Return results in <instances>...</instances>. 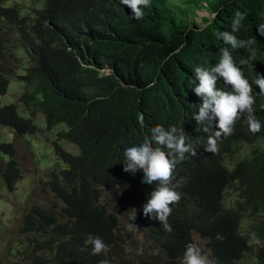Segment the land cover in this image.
<instances>
[{
  "label": "trees",
  "instance_id": "obj_1",
  "mask_svg": "<svg viewBox=\"0 0 264 264\" xmlns=\"http://www.w3.org/2000/svg\"><path fill=\"white\" fill-rule=\"evenodd\" d=\"M37 1L12 0L10 5L0 4V93L5 92L10 77L19 76L26 81V88L20 95L25 105H33L47 116L49 109L56 106L52 103L62 99L68 114L66 100L69 98L74 101V112L93 117L107 130L113 126L117 114L132 105L131 99L138 95L143 101L155 93L154 87L144 86L145 79L140 74L141 49L145 44L141 39L136 42V26H153L158 39L166 45L192 39L200 47L206 43L205 38L216 34L220 28L216 19L202 29L187 27L175 19L180 14V0H151L142 19L113 14L115 18L110 23L106 21L102 28L92 24L83 31V16H101L107 7L105 0H43L39 5ZM187 2L191 3V0ZM244 6L245 0H228L224 9L232 13ZM218 7L216 0L213 8ZM76 10H80L81 16ZM81 44L87 47L85 52L91 62L96 56L101 66L107 63L115 71L124 67L115 61H122L127 55L133 59L136 55L134 63L128 65V77H121L131 83L130 86L120 84L112 73L105 74L125 89L122 98L116 95L118 90L101 80L94 69L74 66L76 56L67 47ZM17 47H23L29 58L23 73L18 72L23 61L16 55ZM77 51L85 59L83 50L77 48ZM181 53L183 50L177 53L178 56ZM84 81L93 83L95 90L91 94L81 92ZM143 89H148V93H142ZM157 95L159 101L166 98L162 88L158 89ZM0 122L14 127L17 132L35 129L31 119L20 116L12 103L0 106ZM252 139L254 137H248L240 142L238 149L241 150L235 158L206 151L202 160L188 164L175 177L173 182L181 181L183 186L177 189L181 200L171 206L170 233L159 220L143 213L150 193L157 186L155 183L140 185L137 179L129 178L134 175L132 173L115 175L99 167L96 171L94 150L90 148L84 147L80 155L72 157L56 146L61 161L56 158L59 163L48 171L46 184L55 191L53 194L60 204L54 207L32 203L24 211L18 226L22 235L20 242L36 243V246L16 255L15 261L4 264H100L105 257L91 254V245L86 244L89 236H99L109 246L106 258L110 264L114 258L122 264L127 256L125 250L117 249L115 210L124 206L136 209L137 221L153 243L154 250L137 264H176V260L183 257L185 245L195 242L194 234L205 240L216 264H264V248L250 240V234L255 232L264 241V215L246 204L250 194L252 200L264 206V146L250 144ZM3 145L10 146L1 143ZM6 148L13 157L5 164L3 175L8 187L13 188L12 183L21 176V170L14 158L15 148ZM229 161L232 168L227 166ZM129 185L136 195L132 193L129 198L114 199L119 190ZM101 186L108 188L106 196L99 193ZM233 192H238V198ZM228 200L234 202L228 203ZM246 219L254 225H246ZM217 234L223 239H216ZM37 249L42 250L38 252ZM45 250L49 253L45 254ZM17 253V250H11V254Z\"/></svg>",
  "mask_w": 264,
  "mask_h": 264
},
{
  "label": "clouds",
  "instance_id": "obj_2",
  "mask_svg": "<svg viewBox=\"0 0 264 264\" xmlns=\"http://www.w3.org/2000/svg\"><path fill=\"white\" fill-rule=\"evenodd\" d=\"M180 1V14L175 16L177 22H184L187 27L198 30L216 19L220 28L216 34L205 38L206 43L200 47L198 42L192 39H183L166 45L158 39L157 30L153 26H136V42L141 39L145 44L141 49L140 74L145 79L144 86L154 87L155 93L143 101H140L138 95L131 99L132 105L126 111L117 114L109 130L93 117L79 111L74 112V101L69 98L66 100L68 114L64 110L63 100L59 99L52 103L56 106L49 109L47 116L41 109L23 103L20 98L23 88L16 103L7 102L14 104L16 112L20 116L30 118L32 123V115H43L45 128H40L41 130L52 129L57 124L64 123L63 127L56 130V138L52 140L59 162L61 158L56 153V146L72 157L80 155L84 147L90 148L94 150L93 161L96 171L99 167L102 171L115 175L132 173L134 175L129 178L137 179L140 185L155 183L157 186L150 193L143 213L146 217L151 216L152 219L159 220L164 230L169 233L172 231L168 223V218L173 212L171 206L181 200V193L177 189L183 186L181 181L175 183L173 181L181 174L182 169L190 163L202 160L206 151L235 158L237 152L241 150L238 149L240 142L248 137H254L250 144L264 146V0H245L246 6L232 13L224 9L228 0H217L220 6L217 9L213 8V2L216 0H191V3L187 0L183 3ZM105 2L107 7L101 16L96 18L83 16L85 23L82 26L83 31H87L88 26L92 24L102 28L106 21L110 23V20L115 18L113 14L116 16L126 14L137 20L142 19L149 9L151 0H105ZM203 9L210 10V15L202 14L200 20H197L194 15ZM82 12L84 14V10ZM76 13L81 16L80 10H76ZM120 18L127 20L123 16ZM195 23L198 26H195ZM114 28L112 25L111 29ZM182 34L185 36L186 31ZM67 48L76 56L74 66L91 67L101 80L117 89L116 95L122 98L125 89L120 88L114 79L107 78L105 74L112 73L120 84L130 86L131 83H126L121 77H128V65L134 63L136 55L133 59L127 55L124 60L115 61L124 66L115 71L107 63L101 66L96 56H93L91 62L85 52L87 47L82 44L68 45ZM77 48L83 50L85 59L81 57V52H78ZM181 50L183 53L178 56L177 53ZM15 77L23 80L19 76ZM159 88L166 93V98L162 101L158 100ZM80 90L83 94H91L95 87L92 82L84 81ZM148 91L143 89L141 92ZM20 107L28 109L31 115H21L18 112ZM33 124L35 125L33 131L24 132H17L14 127L7 126H10L17 135H22L35 132L38 126ZM60 139L73 143L78 151L65 148ZM2 144L10 145L1 146L9 153L6 164L13 157L6 147L15 148L16 144L13 145L11 142ZM246 147L244 143L243 149ZM16 161L18 163L17 159ZM56 161L58 164V160ZM230 162L228 168H232ZM4 167L2 176L5 180ZM98 191L104 196L109 192L105 186L98 187ZM134 191L135 189L129 185L126 189L119 190L114 199L123 200L124 194H135ZM246 204L247 207H255L264 215L263 204L252 200L250 194ZM115 215L118 224H121L122 219L130 223L128 225L130 231H136L137 224L143 230L137 221L136 209L119 207L115 210ZM245 222L248 225V219ZM251 223L254 225L253 221ZM143 233L145 234L144 230ZM216 239L222 240L223 237L217 234ZM250 240L252 244L264 248V241L255 232L250 234ZM86 244L91 245L92 255L103 254L105 259H102L100 264H110L106 258L110 248L103 239L99 236H89ZM125 252L127 259L122 264H137L127 261L130 250ZM112 263L119 264V260L114 258ZM182 264H216V261L211 258L210 251H205L196 242H190L185 245Z\"/></svg>",
  "mask_w": 264,
  "mask_h": 264
},
{
  "label": "rangeland",
  "instance_id": "obj_3",
  "mask_svg": "<svg viewBox=\"0 0 264 264\" xmlns=\"http://www.w3.org/2000/svg\"><path fill=\"white\" fill-rule=\"evenodd\" d=\"M42 1L38 0L36 4L39 5ZM0 2L3 5H9L12 0H0ZM202 14L210 15V10L203 9V11H199L194 16L197 20H200V16H203ZM15 52L23 61L22 65L18 68V72L22 73L27 63L29 64V58L26 57L22 47H17ZM22 88H26V83L23 84V80L17 77H11L5 92L0 93V105L7 102L16 103L18 94ZM18 112L24 116L31 115L28 109H22L21 107L18 109ZM32 121L38 126V129L33 133H24L22 135H17L10 126L0 122V143L11 142L13 145L16 144L14 158L18 160L22 170V176L12 183L13 188H9L2 176V170L5 161L9 157V153L0 145V264L15 261L16 255L21 254L24 250H33L36 246V243L27 245L20 242L22 235L18 230V226L21 223L24 211L32 203L53 205L54 207H58L60 204L59 199L53 194L55 191L46 184V180L48 179V171L53 167L52 164L57 163L52 140L56 138V130L63 127L64 123L61 122L52 129L41 130L40 128H45L43 115H32ZM59 141L65 144V148L71 149L74 152L78 151L77 146L73 143L64 141V139H60ZM232 191L234 190L232 189ZM227 192H229V189ZM237 195L238 192H233L234 197L238 198ZM129 197V194H124V198ZM227 202L233 203L234 200H228ZM127 208L129 207H122V209ZM129 224L125 219H122L121 224H118L116 229L117 234L119 233L117 249L130 250V257L127 261L139 263L154 248L150 242L151 239L145 236L138 224L136 231H130L128 228ZM249 226H253L251 220H249ZM194 240L205 251H209L205 240L198 236V234H194ZM11 250H17L18 253L13 255L11 254ZM37 250L41 252L42 249ZM44 252L45 254L49 253L48 250ZM182 258L177 259L176 264H182Z\"/></svg>",
  "mask_w": 264,
  "mask_h": 264
}]
</instances>
